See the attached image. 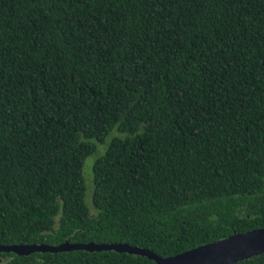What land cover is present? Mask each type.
I'll return each instance as SVG.
<instances>
[{
    "label": "trees",
    "instance_id": "obj_1",
    "mask_svg": "<svg viewBox=\"0 0 264 264\" xmlns=\"http://www.w3.org/2000/svg\"><path fill=\"white\" fill-rule=\"evenodd\" d=\"M260 227L264 0H0V243L170 256ZM154 263L73 249L7 264Z\"/></svg>",
    "mask_w": 264,
    "mask_h": 264
},
{
    "label": "water",
    "instance_id": "obj_2",
    "mask_svg": "<svg viewBox=\"0 0 264 264\" xmlns=\"http://www.w3.org/2000/svg\"><path fill=\"white\" fill-rule=\"evenodd\" d=\"M73 249L88 251L116 250L140 254L154 260L155 264H233L264 252V227L232 234L170 256H162L151 249L120 242L80 243L67 240L56 245L36 243L0 245V251L8 250L18 254H29L35 251L58 252Z\"/></svg>",
    "mask_w": 264,
    "mask_h": 264
},
{
    "label": "rangeland",
    "instance_id": "obj_3",
    "mask_svg": "<svg viewBox=\"0 0 264 264\" xmlns=\"http://www.w3.org/2000/svg\"><path fill=\"white\" fill-rule=\"evenodd\" d=\"M104 146H105L104 144L99 145V151H97L93 155H90L85 161L84 175H85L86 182H87L86 200L90 206L93 204V193L95 189V185L93 181V178H94L93 165L98 155H100L101 153L105 151Z\"/></svg>",
    "mask_w": 264,
    "mask_h": 264
},
{
    "label": "flooded vegetation",
    "instance_id": "obj_4",
    "mask_svg": "<svg viewBox=\"0 0 264 264\" xmlns=\"http://www.w3.org/2000/svg\"><path fill=\"white\" fill-rule=\"evenodd\" d=\"M0 245H15V244H3V243H0ZM14 253L15 252H13V251L1 250L0 251V264H7L11 259L14 258Z\"/></svg>",
    "mask_w": 264,
    "mask_h": 264
}]
</instances>
